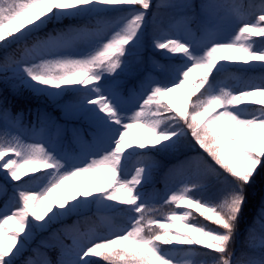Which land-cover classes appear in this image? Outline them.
<instances>
[{
	"label": "snow or ice",
	"instance_id": "snow-or-ice-1",
	"mask_svg": "<svg viewBox=\"0 0 264 264\" xmlns=\"http://www.w3.org/2000/svg\"><path fill=\"white\" fill-rule=\"evenodd\" d=\"M152 7V0H0V49L35 36L19 58L5 56L0 83L26 87L54 103L65 93L77 94L59 105L63 124L37 113L40 128L30 130L35 142L7 129L0 135V194L8 197L0 208V264H18L36 231L92 205L97 214H125L126 224L101 235L93 227L81 231L77 221L53 235L55 245L32 249L24 264H197V256L203 257L199 264H264V214L259 242L254 224L248 251L233 249L245 188L264 168V99H254L264 97V76L238 88L217 80L229 67L264 69V2L247 5V11L236 0L157 4V10L176 13L149 41ZM82 17L96 18L103 28L59 27ZM49 24L52 31L38 35ZM230 24L238 26L226 33ZM149 42L163 64L140 59ZM195 70L202 75L190 81ZM178 88H185V96L175 107L163 97ZM5 103L0 101V113L17 127L22 114L12 116ZM134 128L152 138L132 133ZM189 134L201 154L165 173L167 182L196 165L181 177L183 187L164 199L160 207L168 206V213L159 216L145 191L158 163L154 157L175 155ZM133 157L137 166L129 178ZM102 169L109 175L95 191L88 181L67 183ZM210 190L207 199L193 195ZM9 221L19 229L7 227ZM41 247L55 248L56 257Z\"/></svg>",
	"mask_w": 264,
	"mask_h": 264
},
{
	"label": "rangeland",
	"instance_id": "rangeland-1",
	"mask_svg": "<svg viewBox=\"0 0 264 264\" xmlns=\"http://www.w3.org/2000/svg\"><path fill=\"white\" fill-rule=\"evenodd\" d=\"M196 0H193L194 3H196L197 5L200 4L202 2V0H198V3L195 2ZM170 2H173V0H157L156 1V5L157 4H166V3H170ZM237 3L245 6L244 10L247 11V5L249 4H255L254 3V0H236ZM256 5V4H255ZM260 5V4H259ZM176 13V10H173V9H169V8H160L159 10H156V13H155V16L153 17H147V20H148V26H151L152 27V32L151 34L149 35L150 36V39L152 38V35H153V32L155 30L156 27H167L168 26V23H169V17L173 14ZM110 18V17H109ZM238 26V25H233V24H230L226 27L225 31L226 33H231L234 31L235 27ZM97 27H101L103 28V25H92L90 26L89 28H97ZM46 30H47V26L45 27V29L40 32L38 35L40 36H43L45 35L46 33ZM150 33V32H149ZM32 37V36H30ZM28 37L26 40L24 41H20L18 43H13V44H10V45H5L4 48L0 49V61H3L5 56H13V58H19L23 48L27 45V46H31V43L28 42L29 41V38ZM149 39V40H150ZM16 49L15 51L12 50V49ZM145 49V47H144ZM156 62H159L161 64H163L164 62L163 61H160V60H157ZM233 67H229L225 72H224V79L223 81L225 83H227L230 87L232 88H237L238 86H241L243 84V81L242 80H239L238 78H233L229 72L230 69H232ZM160 70L157 69V73L159 72ZM195 71H200V70H195ZM157 73H153V75H157ZM9 75H11L9 73ZM157 78L158 79H162L163 77L160 76V75H157ZM254 78L253 76H250L249 79H252ZM248 79V80H249ZM257 79V78H256ZM258 80V79H257ZM4 84L0 83V94L2 93L1 91H3L5 88L3 87ZM10 86H12L11 83H9ZM187 87V86H185ZM23 90V87H20V86H16L15 88L12 86V89H11V93L16 95L17 97L20 95L21 91ZM73 93V92H72ZM172 93H185V88H178L176 89L174 92ZM77 96L76 93H73V98L75 99ZM61 98V97H60ZM59 98V99H60ZM58 99V100H59ZM254 99H264V97H260V96H256L254 97ZM57 100V101H58ZM2 101V100H0ZM33 101L32 103H35V106L32 107V110H30V113L29 111L25 114H23L22 116V119L19 121V125L17 127H13L12 125L10 124H7L5 119H4V116H3V113H0V135L3 134V132L7 129L9 132H10V135H19V137L26 143H32V142H35L32 135H31V129L33 127V125L36 126L37 130H39L40 128V125L37 124V113L38 112H47L48 115L53 119V120H56L58 123H61L63 124L62 122H60V120L55 116V111H52L53 107L50 106V103H52L53 101L50 100L48 97L44 96V95H40L39 94V97H33V99L31 100ZM11 113V112H10ZM33 116V119L30 120V121H25L24 119L26 118V116H30L31 115ZM12 115V114H11ZM132 133H137V132H140L142 133V135L144 137H148V135H150V133L148 132H145L143 129H137V128H134L131 130ZM47 129H45V135H47ZM129 138H135L134 136H130ZM75 154H78V151L77 153ZM194 157H197V155L195 156H191L190 158H194ZM136 165V158L133 157L130 161H129V164H128V173H129V178H130V175L132 174V172L134 171V168H135ZM187 171H185V174H186ZM178 173V172H177ZM175 173V174H177ZM109 173L106 169H102L99 173H96V174H88V175H84V176H78L76 178H74L73 181H69L67 183L69 184H77V185H80L81 183H83L84 181H88V187L91 188L93 191H95L97 188L101 187L105 181V179L108 177ZM2 178H3V174L0 173V181H2ZM171 183L167 182L166 185L164 186V188L162 189H159L157 190L156 192L153 193L151 197H159L160 199H165L167 197V195H169L171 193V186H170ZM11 185L8 186V196H11ZM3 197H5L3 199ZM3 199V200H1ZM7 199L8 197L7 196H4L3 194H0V208L3 207V205L7 202ZM161 204H159L157 206L158 209H161ZM264 210V209H263ZM179 211V210H178ZM168 212H162L161 214H159V216H163V215H166ZM264 214V213H261L259 214L258 216V220L260 218V216ZM104 218L102 219L100 217V220L98 223H94V225H97V226H100L104 223H107L108 220H109V216H103ZM255 220H256V217H255ZM178 226L180 227H183V224L182 222L180 221H177L176 222ZM7 227H10L12 229H19V225L15 222V221H9ZM88 227H93V225H86L84 229H81V231H86ZM51 230L50 228H47L43 231H37L35 232L36 234V240H40V239H48L51 237ZM238 234H242V230L240 229V231L238 232ZM249 237L248 233H244V235H237V239L233 245V249L234 251L237 253V254H240L241 251H247V238ZM260 237V235H259ZM259 237L257 238V243L259 242ZM36 241V243H38ZM52 241V240H51ZM54 242V240H53ZM167 250V249H166ZM44 251V250H42ZM18 264H20L18 262Z\"/></svg>",
	"mask_w": 264,
	"mask_h": 264
},
{
	"label": "trees",
	"instance_id": "trees-1",
	"mask_svg": "<svg viewBox=\"0 0 264 264\" xmlns=\"http://www.w3.org/2000/svg\"><path fill=\"white\" fill-rule=\"evenodd\" d=\"M65 20L69 21L70 19H65ZM155 51L157 53H159L158 50H155ZM199 76H201V75H198L195 72L191 73L189 75V80L190 81L195 80ZM22 94L26 95V96H29V97H31V96H39V94H35V93L31 92V90L27 89L26 87H23ZM71 94H72V92H68V93L64 94L63 97L59 100V102L55 103L54 106L56 107L57 110L60 111L59 112L60 115H61V108L59 107V105H62L65 101L70 100L71 99V97H70ZM184 96H185V94L183 95V94H170L169 93L167 96L163 97V100L165 102L171 100V101L174 102V106L178 107L181 104V102L183 101ZM3 97H5L6 99L11 98L9 96V94H7V93H5L3 95ZM11 99H12L13 102H15V100H16V99H13V98H11ZM7 101H10V100H7ZM151 138L152 137L150 136L148 139H151ZM189 148H197L199 150L198 146L195 145L194 141L191 140L190 134H189V137L185 138L184 144H183V146L181 147V149L178 152H181L184 149L187 150ZM170 156H173V155L156 156V157H154V159L158 162L157 166L153 169L154 174L159 175V177L162 176V174L164 172V168H166V166H167V161H165V160H167V158H169ZM196 179H197L196 177H193L192 181L195 182ZM182 187H183V185L181 187H179V190ZM210 192H211V190L208 193L195 192V193H193V195H196V196L203 195L207 199L211 195ZM245 195H246V203H245L244 208H243V213H242L241 219L239 221L238 228L241 227V225H242V222H241L242 218L245 217V216L249 217V215L251 214V212H252L253 208L256 206V204H258V202H260L264 198V168H260L259 169L258 174L255 176L253 182L249 186H247L245 188ZM105 213H108V212H105ZM105 213H101V214H105ZM116 214H117L118 217H116L115 215H112V216L115 217L116 221H119L121 224L126 222V215L125 214H123V213H116ZM95 215H99V214L96 213V206L92 205V206H90L89 210H86L81 215H79V216L73 215V216L66 217V218H63L61 220L55 221L49 227L59 228V225L68 224L76 217H78L79 219L83 220V219L89 218L90 216H95ZM194 215L198 216V213H195V211H194ZM110 226L111 225L107 226V230L109 229ZM238 228H237V230H238ZM184 230L187 231V229H184ZM61 234H62V232H61ZM34 237H35V234L26 243L25 249L22 251V253L25 252L28 249V245H29L30 241L32 239H34ZM53 251H54V248H52L50 252L52 253Z\"/></svg>",
	"mask_w": 264,
	"mask_h": 264
}]
</instances>
